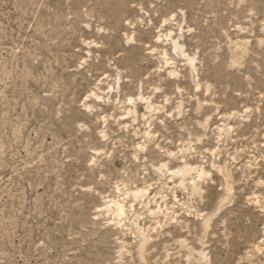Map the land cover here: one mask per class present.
I'll return each instance as SVG.
<instances>
[{"label":"rangeland","instance_id":"374dc122","mask_svg":"<svg viewBox=\"0 0 264 264\" xmlns=\"http://www.w3.org/2000/svg\"><path fill=\"white\" fill-rule=\"evenodd\" d=\"M201 254L264 264V0H0V264Z\"/></svg>","mask_w":264,"mask_h":264},{"label":"bare ground","instance_id":"6f19581e","mask_svg":"<svg viewBox=\"0 0 264 264\" xmlns=\"http://www.w3.org/2000/svg\"><path fill=\"white\" fill-rule=\"evenodd\" d=\"M177 45V44H176ZM175 45V46H176ZM178 46V45H177ZM179 47V46H178ZM176 49V48H175ZM179 49V48H178ZM180 50V49H179ZM188 171H187V169L185 168V169H182L181 171H179V173H177V174H179V175H181L183 178H184V176H186V174L185 173H187ZM189 173H190V171H189ZM223 174H224V176H225V179H226V185L227 184H229V183H231L230 181H228L229 179L227 178V174L225 173V171L223 172ZM188 176V175H187ZM187 178V177H186ZM229 182V183H228ZM230 185V184H229ZM228 185V186H229ZM229 189H230V187H229ZM123 208H124V206L123 205H121V204H115L112 208H110V210L112 209V212H113V216L115 217V219H120V218H122L123 217V213H124V210H123ZM144 252H145V248L142 246L141 248H140V256H141V259L142 260H144L145 259V254H144ZM191 252V251H190ZM191 254V253H190ZM208 259H206V257H205V254H201L200 255V263H203V264H208ZM196 264H199V263H196Z\"/></svg>","mask_w":264,"mask_h":264}]
</instances>
